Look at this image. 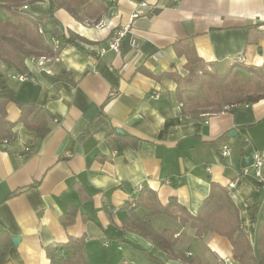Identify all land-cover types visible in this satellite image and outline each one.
<instances>
[{
    "label": "crops",
    "instance_id": "obj_1",
    "mask_svg": "<svg viewBox=\"0 0 264 264\" xmlns=\"http://www.w3.org/2000/svg\"><path fill=\"white\" fill-rule=\"evenodd\" d=\"M8 2L0 0V22L15 21L3 6ZM107 4L97 25L64 9L52 13L48 0L28 5L48 37L79 38L63 46L52 75L27 61L31 79L9 81L20 73L0 63L17 97L53 117L48 135L38 139L18 123V106H7L8 120L18 124L14 138L0 146V261L5 252L2 264H50L48 247L84 237L90 264H184L141 233L147 224L175 232L177 248L187 257L238 264L227 237H197L189 225L155 213L177 201L196 214L217 184L239 208L255 251L264 248V186L253 171L255 155L264 152V100L191 118L176 100V83L154 76L184 74L179 43L194 46L217 73L239 57L247 66L262 67L264 0ZM135 12L139 17L120 52L113 51L114 33ZM73 210L75 222L66 226L63 218ZM172 212L180 215L176 207ZM133 218L141 221L135 230L127 227Z\"/></svg>",
    "mask_w": 264,
    "mask_h": 264
},
{
    "label": "trees",
    "instance_id": "obj_2",
    "mask_svg": "<svg viewBox=\"0 0 264 264\" xmlns=\"http://www.w3.org/2000/svg\"><path fill=\"white\" fill-rule=\"evenodd\" d=\"M44 0H9L4 8L10 12L15 21L0 22V63L17 73L28 71L27 61L32 58L56 57L63 46L70 44L79 37L70 33L65 35H45L41 29V17H35L27 7ZM52 13L57 9L66 10L73 18L81 22L97 25L108 12L107 0H48ZM60 41V49L55 50L53 40ZM179 57L185 58L184 74L178 71L154 76L157 80L164 78L174 81L177 85L176 100L181 106L184 116L195 118L201 114H219L229 109L243 105H254L264 100V65L251 67L238 60L224 73H217L208 69L206 63L199 57L194 46L187 43L176 45ZM236 70L250 73L254 81L243 84ZM0 146L6 140L13 139L15 127L22 123L28 130L34 132L38 139L45 138L50 132V122L53 119L45 110L34 102H23L8 84L5 75L0 71ZM14 103L21 111L18 123H12L7 117V106ZM257 182V181H256ZM260 186L261 183L257 182ZM176 207L180 215H174L172 208ZM76 211L73 210L63 218L66 226L74 224ZM160 215H166L189 225L197 237L206 233L219 234L227 237L233 247V257L238 264H264V248L255 251L249 233L243 228L239 208L231 198L227 188L213 184L210 195L202 203L196 214L171 201L167 207L157 210ZM140 222V223H139ZM141 221L133 218L127 227L137 229ZM143 235L149 238L155 247L165 252L170 260L181 261L184 264L203 263L199 258L186 256L177 248L175 232L155 231L151 226L143 224ZM85 238L70 239L68 243L47 248L50 264H90L84 252ZM58 250V251H57ZM68 252L64 257L58 254ZM6 253L3 252L0 264ZM155 262L157 260L152 259ZM158 264H162L158 262Z\"/></svg>",
    "mask_w": 264,
    "mask_h": 264
},
{
    "label": "built area",
    "instance_id": "obj_3",
    "mask_svg": "<svg viewBox=\"0 0 264 264\" xmlns=\"http://www.w3.org/2000/svg\"><path fill=\"white\" fill-rule=\"evenodd\" d=\"M110 3H119L122 1L125 2H133L134 0H107ZM139 17V13L135 12L133 13L130 24L126 27H124L121 30H118L114 33V36L112 37L110 48L115 52H120L121 49V43L123 39L126 37L127 33L131 30V25L133 24L134 20ZM104 23H100L99 26H103ZM53 44L55 47V50L58 51L60 49V41L58 39L53 40ZM133 45L136 46V42H133ZM59 60V55L56 57H40V58H32L31 61H35L39 65V70L45 72L48 75L53 74V65L56 63V61ZM238 61L240 63H244V59L242 57L238 58ZM15 79H17L20 82H26L31 79L28 72L20 73L16 76H13ZM54 123H58V119L53 120ZM8 143V140L4 141V145ZM227 147L224 148V155H227ZM29 151V149H27ZM254 171V179L261 183L264 186V152H259L255 155V164L253 166Z\"/></svg>",
    "mask_w": 264,
    "mask_h": 264
},
{
    "label": "rangeland",
    "instance_id": "obj_4",
    "mask_svg": "<svg viewBox=\"0 0 264 264\" xmlns=\"http://www.w3.org/2000/svg\"><path fill=\"white\" fill-rule=\"evenodd\" d=\"M239 73V77H240V79H241V82L243 83V84H249V83H252L253 81H254V78H253V76L250 74V73H248V72H246V71H244V70H236V71H234V73ZM219 73V72H218ZM184 75H185V73H184ZM10 78H9V81L11 80V81H14V80H17V79H15L14 77H13V75H11V76H9ZM14 82H16V81H14Z\"/></svg>",
    "mask_w": 264,
    "mask_h": 264
},
{
    "label": "water",
    "instance_id": "obj_5",
    "mask_svg": "<svg viewBox=\"0 0 264 264\" xmlns=\"http://www.w3.org/2000/svg\"><path fill=\"white\" fill-rule=\"evenodd\" d=\"M233 134H235V133H232V135H233ZM18 241H19L18 239H14V243H15L16 245H17Z\"/></svg>",
    "mask_w": 264,
    "mask_h": 264
}]
</instances>
